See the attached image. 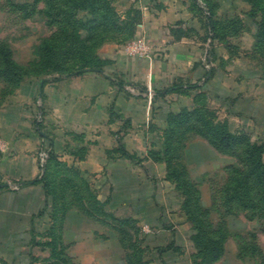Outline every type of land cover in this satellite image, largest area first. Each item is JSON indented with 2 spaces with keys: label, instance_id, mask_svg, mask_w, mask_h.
<instances>
[{
  "label": "rangeland",
  "instance_id": "rangeland-1",
  "mask_svg": "<svg viewBox=\"0 0 264 264\" xmlns=\"http://www.w3.org/2000/svg\"><path fill=\"white\" fill-rule=\"evenodd\" d=\"M253 6L0 0V126L27 119L83 158L86 134L68 124L92 101L86 76L114 84L111 120L130 109L120 93L147 120L134 173L114 161L99 179L56 155L42 220L21 259L0 264H264V39Z\"/></svg>",
  "mask_w": 264,
  "mask_h": 264
},
{
  "label": "crops",
  "instance_id": "crops-1",
  "mask_svg": "<svg viewBox=\"0 0 264 264\" xmlns=\"http://www.w3.org/2000/svg\"><path fill=\"white\" fill-rule=\"evenodd\" d=\"M129 62L132 64L134 60L130 59ZM85 79L90 85L86 91H82V96H87L92 101L89 106H84L86 111L77 113L82 121L68 124L69 131L86 134L87 151L83 158L59 151L58 146L64 139L39 133L37 127L34 129L30 123L25 122L27 119L17 118L19 124L13 125L11 120L4 117V123L0 126L4 130V135L0 136L1 259H21L26 238L32 237L34 229L42 220L46 191L43 183L39 182L43 178L40 177L39 164L41 151L53 149L62 161L78 167L77 170L82 174H96L99 179L105 178L106 172L113 173L110 164L114 161L124 163L123 167L128 172H135V164L122 155H116L115 150L122 143L132 155L140 154L139 128L147 121L146 118L141 120L139 117L140 100L120 93L118 100H123L130 109H120V119L111 120L108 103L111 100L109 96H114L112 94L116 92L114 84L108 77L86 76ZM125 119L131 123L130 133L124 129ZM72 145V140H69V147ZM114 157L117 160H112ZM13 186H17V189Z\"/></svg>",
  "mask_w": 264,
  "mask_h": 264
},
{
  "label": "trees",
  "instance_id": "trees-1",
  "mask_svg": "<svg viewBox=\"0 0 264 264\" xmlns=\"http://www.w3.org/2000/svg\"><path fill=\"white\" fill-rule=\"evenodd\" d=\"M252 2L254 5L253 8H255L260 13L261 20L258 23V27H259L260 36H262L264 39V3L262 4L261 0H252ZM258 47H262L263 50L262 51L260 50V51L263 52L264 51V42L259 44ZM81 73H83V71H78L74 75H80ZM192 88H196V86H193ZM173 90H175V89L168 90V92L173 91ZM232 137H234L236 139L235 136H232ZM47 152L49 154V158H48L46 165L43 168L45 170V174H44L43 178L39 180V182L43 183L46 193H47L48 183H49V180H48L49 170L51 167V163L54 161V158L56 157V154H55L53 149H48ZM118 152L122 156L131 160L132 162L134 161V159H133L134 156L132 154L129 155L128 153H126V151L124 150L123 147H121L118 150ZM239 190L240 189H237V191H239ZM187 192L189 193V191H187Z\"/></svg>",
  "mask_w": 264,
  "mask_h": 264
},
{
  "label": "built area",
  "instance_id": "built-area-1",
  "mask_svg": "<svg viewBox=\"0 0 264 264\" xmlns=\"http://www.w3.org/2000/svg\"><path fill=\"white\" fill-rule=\"evenodd\" d=\"M49 158V154L47 152V150L42 151L40 154V165H41V178L44 176L45 174V170L43 169L44 166L46 165L47 161ZM44 173V174H43ZM14 189H17V186H13Z\"/></svg>",
  "mask_w": 264,
  "mask_h": 264
},
{
  "label": "water",
  "instance_id": "water-1",
  "mask_svg": "<svg viewBox=\"0 0 264 264\" xmlns=\"http://www.w3.org/2000/svg\"><path fill=\"white\" fill-rule=\"evenodd\" d=\"M211 75V73H209V76ZM44 174V173H43Z\"/></svg>",
  "mask_w": 264,
  "mask_h": 264
}]
</instances>
